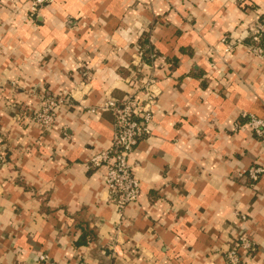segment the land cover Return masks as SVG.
<instances>
[{
  "label": "crops",
  "instance_id": "0c3cea01",
  "mask_svg": "<svg viewBox=\"0 0 264 264\" xmlns=\"http://www.w3.org/2000/svg\"><path fill=\"white\" fill-rule=\"evenodd\" d=\"M0 2V264H229L240 237L239 264H264V173L245 175L264 168L248 126L264 120V59L247 48L264 0H56L31 22L25 0ZM138 66L158 94L130 160L140 198L120 213L88 165L114 136L103 103ZM60 93L52 127L18 121Z\"/></svg>",
  "mask_w": 264,
  "mask_h": 264
},
{
  "label": "built area",
  "instance_id": "2783aa9c",
  "mask_svg": "<svg viewBox=\"0 0 264 264\" xmlns=\"http://www.w3.org/2000/svg\"><path fill=\"white\" fill-rule=\"evenodd\" d=\"M31 11L38 12L40 8L49 6L54 0H31ZM251 43L247 46L249 52L259 60L264 59V17L247 33ZM233 44H228L224 53L230 54ZM141 57V53L139 54ZM151 58H156L152 56ZM136 75L129 80L132 92L122 98L109 97L103 103L101 110L110 112L114 118V136L110 146L92 156L89 169L104 170V183L111 201L122 213L125 208L140 198L141 184L130 163L137 145L152 134L154 112L152 106L157 97L154 91L155 80H142L137 68ZM61 102H65L61 100ZM95 112V111H93ZM53 122L49 119V123ZM249 128L259 137H264V120L256 116L248 119ZM5 154L0 152V168L4 165ZM264 173V168L254 166L245 171L252 182H257ZM243 219H245L243 217ZM252 249L251 243L245 237H240L238 244L227 254L229 264H239V250ZM49 260L47 255L40 256V261Z\"/></svg>",
  "mask_w": 264,
  "mask_h": 264
},
{
  "label": "rangeland",
  "instance_id": "374dc122",
  "mask_svg": "<svg viewBox=\"0 0 264 264\" xmlns=\"http://www.w3.org/2000/svg\"><path fill=\"white\" fill-rule=\"evenodd\" d=\"M56 0L49 6L53 5ZM136 1H142V0H136ZM31 0H25L24 6L27 8L26 14L24 19L27 22L33 21L38 14L47 9L49 6H44L43 8H40L38 12L33 13L31 11ZM149 4H153L155 0H148ZM2 6L0 2V7ZM20 7V6H19ZM15 11L18 13L20 12L19 9L15 7ZM87 79V78H85ZM11 87L16 89L17 88V82L13 81L10 82ZM70 94L60 93L57 95L54 94H44L42 95L41 102L38 105H33L28 108H21L20 115L18 117V121L25 126H37L40 128H50L55 124L56 118L58 116V113L60 110L64 107L69 105L71 102ZM61 100L65 102H61ZM49 119H52L53 122L50 124ZM0 152L6 153V150L4 148H0ZM6 159V158H5Z\"/></svg>",
  "mask_w": 264,
  "mask_h": 264
},
{
  "label": "trees",
  "instance_id": "16d2710c",
  "mask_svg": "<svg viewBox=\"0 0 264 264\" xmlns=\"http://www.w3.org/2000/svg\"><path fill=\"white\" fill-rule=\"evenodd\" d=\"M145 39L142 41V49H141V57L144 58V61H146L147 63L152 62L153 58H151L152 56H156L155 52L153 51V47L152 44L150 42V38L149 37H144ZM251 42V40H250ZM137 70V68H136Z\"/></svg>",
  "mask_w": 264,
  "mask_h": 264
}]
</instances>
